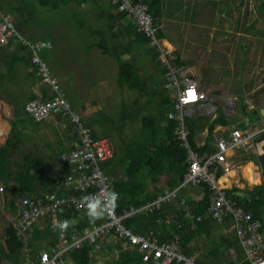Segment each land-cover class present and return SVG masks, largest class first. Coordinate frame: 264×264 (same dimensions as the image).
Here are the masks:
<instances>
[{
	"label": "rangeland",
	"instance_id": "obj_1",
	"mask_svg": "<svg viewBox=\"0 0 264 264\" xmlns=\"http://www.w3.org/2000/svg\"><path fill=\"white\" fill-rule=\"evenodd\" d=\"M50 1L49 4H43L40 0H1V9L5 10L17 24L19 21H23V25L18 26V28L24 33L26 40H30V37L36 40L30 41L34 44L33 46L45 44V46L40 47L41 51L44 47L51 49L49 53L52 59H44L51 69L52 65L54 66L51 74L53 73L52 76L54 75L53 77H55L59 86L66 91L71 103H73L74 110L81 112L87 120L90 119L94 112L99 115L98 110L110 116L107 123L98 122L93 125L98 130H103V128L111 125L112 127H120L121 122H123L121 113H123L124 109L129 113L133 110V112H137L138 118L126 119L122 135L127 137L139 136L142 133V117L147 114L144 104L146 97L145 86H132L130 84L132 80L121 83L122 81L119 79L121 66H119L117 54L104 53L103 49L97 44L103 38H105L107 46L110 48L114 45L120 48L122 43H128L132 38L127 28L129 16L127 17L126 15L120 21L118 20L114 23V27L111 28L108 23L107 12L109 10L117 12L116 8L111 7L116 0H85L84 2L59 0L57 7L52 5L57 0ZM202 2L204 1L162 0V15L166 16L165 18L163 17L162 28L164 33L169 36L173 35L177 41H181L179 44L183 46L182 49H187L185 59H188L196 49L203 51L213 44L214 47L208 53L209 76L211 74L212 78L216 77L219 79L218 82L223 83L224 88L232 90L235 94L240 92L234 96H227L226 101L223 98L221 99L223 110L227 112L229 118L237 116L238 120H244L245 117L252 116L251 123L249 124L246 120L244 128L251 131L261 130L264 127V114L259 109L261 104H256L253 99H250L251 97L248 94V92L258 91V85L264 87V19L257 9V5L261 0H209L207 5ZM178 3L182 4L183 11L179 10ZM126 7L128 6L124 5L123 8ZM184 8L186 9L185 11ZM252 25H256L257 28H260V31H251ZM100 28L101 34H105L104 36H101L98 32ZM176 28L182 29L180 34L175 30ZM112 30L117 31L119 34L115 36ZM198 30H202L199 35H197ZM212 31L214 35L212 36L213 39H210ZM195 36L200 40L198 44H195ZM159 37L161 38V36ZM9 42L3 44L8 45L10 44ZM17 42L14 39L10 50L14 49ZM149 44L152 46L154 43L151 41ZM157 45H159V64H161L162 70L164 64L168 66L169 63L175 60L169 59L171 57H168V54L173 56V53L167 54L166 51L170 46L172 48L173 46L167 41L162 42V40ZM241 46H244V52L249 51L247 55L244 52L241 53ZM140 47L136 51L122 52L121 58H130L135 52L140 50ZM28 48L34 51L32 46ZM246 48L248 49L246 50ZM224 50H229L230 54ZM77 52H80L83 56L76 61L73 53L77 54ZM163 52L167 55L169 63L163 56ZM18 53L21 54L22 51L18 50ZM68 53L71 54L70 58H67ZM243 55L246 58L248 57V61H244L245 69L239 66L238 62L240 60L238 58L243 57ZM256 55L258 58L255 60L254 56ZM135 56L138 58V55L133 57ZM7 60L8 58L5 56L4 51L0 49V65L3 67ZM148 69L156 73L155 77L157 79L160 77L161 72L157 73L158 70H156L152 62L145 64L143 61L136 64L135 73L143 81L146 79L148 82L147 87L151 88L155 83H153L150 75L146 74ZM212 78L211 82H213ZM23 81L17 88L21 105L28 99L29 94L33 92L37 94V97H40V87L42 85L46 86L49 92H53L52 85L44 81L41 75H33L27 84ZM262 91L255 96L256 101L260 103L264 102V89ZM1 94L0 109L5 111L6 114L2 116L3 119H0V130H2L0 132V147L10 136L9 118H11L13 113L4 91ZM208 98H210L209 95ZM213 98L212 101L220 99L219 97ZM149 106L154 108L153 104ZM254 110H257V113ZM238 120L231 122H237ZM16 121L19 122L18 120ZM21 123L22 126L24 124L27 127L22 129ZM21 123L20 130L13 133L16 150L13 152L14 163L11 168L18 171L25 165V169L32 159H38L42 163L40 166L42 169L40 168L41 171H37V175L32 178L36 182L31 184L32 193L34 191L45 192L46 189L52 186L60 187L61 179L65 172L61 151L64 146L67 147L71 144L73 125L69 124L70 121H65L60 116H56V114H51L40 125L30 117L25 122L26 124L24 122ZM113 129L116 138L119 134L115 131V127ZM262 135H264V131H260L255 135L256 148L250 147L246 150H254L260 154L258 145L262 141L260 139ZM246 161H242L241 158L242 163ZM255 162L259 165L260 170L262 165L257 161ZM30 166L31 170H35L33 168L34 164ZM246 170L242 167L238 174L241 173L243 175L244 172L247 174L248 171L246 172ZM261 172L263 174V167ZM3 181H0V187H4L2 190L0 189V193H2V196L0 195V203L4 205L7 203V209L4 210L3 214L6 215L8 213L10 216L19 193L21 191L22 193H28V191L18 185L16 187L12 186L14 183H11V180ZM53 237V235L46 234L41 236L40 239L37 238L35 242L36 249L41 245L38 242L50 241ZM235 246L238 247L237 245ZM235 253L231 251L234 256L236 255ZM117 260L118 254L116 253L106 255L105 260L101 264H106L108 261L116 262Z\"/></svg>",
	"mask_w": 264,
	"mask_h": 264
},
{
	"label": "built area",
	"instance_id": "obj_2",
	"mask_svg": "<svg viewBox=\"0 0 264 264\" xmlns=\"http://www.w3.org/2000/svg\"><path fill=\"white\" fill-rule=\"evenodd\" d=\"M127 5L132 21L139 30L146 32L154 44H159L158 33L161 26L149 11L145 2L123 0L121 7ZM15 37L33 47L32 61L36 73L52 85L57 93L50 99L34 98L26 103V109L37 120L48 118L51 114L59 115L64 120L74 122L75 137L72 145L61 153L65 163L60 187L67 193L57 190L20 193L10 214V225L16 230L24 248L29 247L31 234L37 225H44L46 220L57 222L68 210H76L85 216L82 198L89 194H104L114 190L119 193L115 209L106 217L89 222L81 229L76 226L70 231H59V243L51 248H42L38 260L29 259L28 264H75L66 258L70 248H80L85 243L93 246L92 263L101 264L106 255L119 254L122 250L136 249L141 254V264H202L198 254L187 252L183 247L186 233L195 229L199 222L212 217L224 223L231 220L237 237L251 264H264V230L261 219L254 218L251 211L239 204L229 195L227 185L222 177L233 167L231 160L235 152L256 148L255 135L261 130H247L240 126H231L225 134H215L212 151L200 152L190 143L191 130L186 115L196 103L208 98L207 92L199 87L197 77L180 72L176 68L169 70L165 76L166 84L173 89V108L169 118L177 121L176 133L181 144L186 148L188 167L181 184L165 190L154 199L137 205L120 206L121 194L115 185V176L110 173L104 162L116 154V141L112 135L94 133L93 127L83 114L72 109L65 98L45 59L39 53L40 47L33 46L19 31L11 16L0 10V42H7ZM39 46V47H38ZM164 53V52H163ZM186 185H207L210 189L209 204L200 214H191L187 224L181 223V231L174 233L170 239H161V231L152 227L140 232L127 225V220L138 213H150L161 208L165 202L179 198V190ZM2 190L3 187L1 186ZM186 208L190 205L184 197L180 198ZM183 222V221H181ZM112 246V247H110Z\"/></svg>",
	"mask_w": 264,
	"mask_h": 264
},
{
	"label": "trees",
	"instance_id": "obj_3",
	"mask_svg": "<svg viewBox=\"0 0 264 264\" xmlns=\"http://www.w3.org/2000/svg\"><path fill=\"white\" fill-rule=\"evenodd\" d=\"M40 1L43 4H49L51 2L50 0H40ZM76 1L84 2L85 0H76ZM131 1L145 2L148 5L149 11L154 16L155 20H158L160 23H163L164 18H162V12H163L162 0H131ZM203 1L204 2L202 3L207 5L209 0H203ZM58 3L59 0L54 1V3L52 4L53 7H57ZM122 3L123 0H116L114 3H112L111 7L116 8L117 12H114L113 10H109L107 12L108 23L111 26V28H113L114 23H116L118 20L120 21V19H122L126 15L127 17L129 16L127 28L129 29L132 38L130 39V41H128V43L126 44L122 43V47L120 48L117 45H114L113 47L110 48L109 46H107V41L105 40V38H103L100 41V43L97 44L103 49L104 53L117 54L119 66H121L120 69L121 74L119 75V79H121L122 81L121 83L132 80L130 81V84L132 86H139V85H141L142 87L145 86L146 97L144 104H145V111L147 112V114H144L142 117V121H143L142 133L139 135L140 138L138 137L135 140H133L134 139L133 136L127 137L125 135H122L124 133L123 131L125 129L126 119L138 118L137 112H133V110L131 111V113H129L127 112L126 109H124L123 113H121V119H123V122H121L120 127L118 126L112 127L111 125L110 127L107 126L106 128H103V130L95 129L93 126L94 124L98 122L107 123V120L110 119V116L105 115L101 110L97 111L99 115H97L96 112H94L95 116L93 113V115L90 117L89 120H87V122L93 127L94 133L97 136L112 135L114 139L117 138L125 146L124 149L125 151L120 156L119 149L121 147V144L116 142L117 143L116 154L110 159L106 160L104 162V166H106L107 170L110 173H112L113 166H115L116 164L124 168L125 175L115 177V185L119 189L121 194V198L119 200L120 206H130L131 204L137 205L155 198V195L153 193L146 190L148 186L146 182V178L152 175L151 177L155 179L154 174L160 172L161 168L166 167L168 161L170 162V168L174 169L176 174L175 177L170 179L169 183L172 184L174 187L179 185L184 178V174L188 167V161H187L186 148L181 144L180 139L176 137L177 121L173 118L169 119L167 115L168 111L173 106L171 103V99L169 97L167 98V101L170 100L169 101L170 108L167 112L160 107V105L163 104L162 100L164 98H159L160 91L155 88L159 84V82L157 81L158 79L155 77L156 73L149 71V69L146 70L147 71L146 74L150 75V78L153 80V83H155L151 88L147 87L148 82L146 79L143 81L140 78V76H137L135 73L136 64L143 61L145 62V64L147 62H152L155 65L156 70H158L157 73L161 72V75H164L166 71L169 70V67L165 66L166 64H164L161 70V64H159L160 63V58H159L160 50H158L159 45L153 44L152 46H150L149 44L151 43L150 36L146 32L138 29L136 24L132 21L128 9L121 7ZM1 5L2 3L0 0V10L3 13H6L5 10L1 9L2 7ZM177 6L179 7V10L183 11V6L181 3H178ZM257 9L262 14V18L264 19V0H261V2L258 3ZM185 10L186 9L184 8V11ZM15 24L20 27L23 25V21H19L18 24L15 22ZM162 26H160L159 28L158 37L165 36ZM259 29L260 28H257L256 25H252L251 27V31L253 32L260 31ZM112 31L115 36L119 34L115 30ZM98 32L100 33L101 36L105 35V34H101V28L98 30ZM14 39L15 37H11V40L9 42L10 44L8 45H4L3 43L5 42H0L1 45L0 49L4 51L5 56L8 58L7 63L3 65V67L0 65V103L2 101L1 93L4 91L6 97L8 98V104L13 112L12 114L10 113L11 118H9L10 136L9 138H7L6 142L0 147V179L8 180V181L11 180V183H14L12 184V186L16 187L18 185L22 189H27L28 192H32L30 191L32 187L31 184L36 183L32 178H34V176L37 175V171H41L42 168L40 166L42 165V163L38 159H32L30 163H28V167L25 169H24L25 165H23L22 168L19 167L20 170L18 171L13 170L11 168V165L14 163L13 152H15L16 150V142L14 141L13 133L20 130V123L21 122L25 123L29 117L32 118V120H34V122H36L38 125L44 123L47 118L42 120H37L26 109V103L29 100H32L34 98H39L37 97V94L35 92L29 94L28 99L25 102H23L22 105L19 102L18 99L19 93L17 92V88L21 85V82L25 79H28L30 81V77L38 74L36 73L37 68L32 61L33 50H30L27 44H25L22 40H19L17 44L14 46V49L10 50L12 45L11 43L14 41ZM30 40L36 41L31 37ZM139 46H141L140 50L133 54V56L138 55V58H136V56L135 57L131 56L130 58H126V59L121 58L122 52H130V50L136 51L137 48H139ZM247 49L248 48H246V50ZM18 50H20V52L22 51V53L21 54L18 53ZM50 50L51 49H47L46 47H44L42 49L43 52L40 49L39 53L45 59H50V58L52 59V56L49 53ZM248 52L249 51L247 50L244 52V54L247 55ZM180 59H181L180 54H178V57H176L174 61L180 62ZM239 59H240L238 61L239 66L245 69V62L248 61V57L246 58L245 55H243V57H240ZM185 61L187 62V60ZM53 67L54 66L52 65V69ZM52 69L50 68V70ZM40 89H41L40 98L44 100L52 98L54 94L57 93L55 90H53V88H52L53 92L52 93L49 92L47 87L44 85H42ZM60 89L64 93L65 98H67L68 101L71 103V100L67 96L66 91L62 87H60ZM160 99L162 100L160 101ZM153 100H155L157 105L159 104V106L156 107V110L153 107L149 106L152 104ZM72 104L73 103H71V107L72 109H74ZM254 111L255 113H257V110ZM3 115H5V111L0 110V116H1L0 119H3L2 117ZM159 117H161L162 119H169L168 124L166 126L160 124L158 122ZM14 118L19 122H17L16 120H12ZM235 120H238L237 116H234L229 119H227L225 116L222 115L216 117L212 122L209 123V139L207 140L205 145L198 147L195 140V136L197 133V129L194 123L195 117L191 115H187L186 121L191 130V133L189 135L191 145L194 148L198 149L200 152H204L206 150L207 151L214 150L216 146L213 144L212 141L214 139L213 129L215 125L220 122L224 124H229L231 121H235ZM69 124L73 125L72 139L70 141L71 143L73 138L75 137V132H74L75 126H74V122H70ZM25 127L27 126H25L24 124L22 126L21 123V128L24 129ZM114 127H115V131H117V133L120 135V136L117 135L116 138L114 136L115 134L113 133ZM145 135H148L147 137L150 138V140L147 141H152L151 142L152 144L145 142ZM263 137L264 135H262L260 139H263ZM67 147L64 146L63 150H65ZM240 153H241L240 158H242V161L255 160L258 163H260L263 167V177H264V152L259 154L254 150L253 151L242 150L240 151ZM62 163L65 165L64 162ZM33 164H34L33 168H35V170L33 169L31 170L30 165ZM206 188H207V195L201 201L198 202L197 210L195 208V212L197 214L203 212L209 204L210 189L207 186ZM55 190H57L58 193L60 194L67 193V190L63 187L52 186L49 189H46V191H55ZM228 193L233 197L235 201L243 205L247 210L251 211L254 218L261 219V221L263 222V230H264V180L261 183L253 184L252 186L246 185L245 188H240L239 186L234 185L228 188ZM161 208L154 209L150 213L137 214L136 216L127 220V225L129 227H132L137 232L148 230L151 227L157 228L158 226L156 225L157 217L161 213L162 210ZM60 217L61 220L66 218H75L77 221L75 226L79 229H81L85 224L89 222V217L87 215L81 216L79 212L76 210H68L64 212ZM213 220L215 219L210 217L209 219L204 221H208L211 223L213 222ZM227 221L230 220L227 218L226 222ZM201 224L202 222L200 223V226ZM216 225L219 224L216 222ZM67 230L70 231L71 227L68 228ZM179 230L181 229L178 228L177 231ZM196 231L195 230L191 231L187 233L186 236L184 237L185 238L187 237L188 240H190L192 237H195ZM47 232H50L51 235L54 236L52 240H50L52 244L55 245L59 241V233H58L59 230H53L52 225H50L47 230H42V231L36 230L35 233H33L35 237L33 238V243H32L34 249L25 251L28 254L27 255L28 259H33L35 261L38 260L37 256L40 252V250L38 249L39 247H42V242H38L41 245H39L37 247L38 249H36L35 241L37 238L40 239L41 236H45ZM170 235L171 234L166 233L165 230L162 228V232L160 235L162 240L170 239L172 237V235L171 236ZM224 240H225L224 242L227 243L226 244L227 247H230L231 245L239 246V248H241V250L239 251L240 252L239 256L240 257L244 256L245 253L244 249H242L240 240L237 236L228 235L227 238L226 237L224 238ZM6 244L11 254L16 253L20 248H24V244L22 240L19 238V236L16 233V230L11 225L8 227L7 230ZM92 249L93 246L89 243H85L80 248H70L66 252V258L71 259L75 264L92 263L93 262ZM185 250L187 252H191L189 247H186ZM141 262H142L141 254L138 250L127 249V250H122L119 253L118 260L116 262L108 261L106 262V264H141ZM242 264H251V263L250 261L245 260Z\"/></svg>",
	"mask_w": 264,
	"mask_h": 264
},
{
	"label": "crops",
	"instance_id": "obj_4",
	"mask_svg": "<svg viewBox=\"0 0 264 264\" xmlns=\"http://www.w3.org/2000/svg\"><path fill=\"white\" fill-rule=\"evenodd\" d=\"M165 18L166 16L162 15V18ZM161 26L163 23H160ZM181 27V26H180ZM178 34L181 33L182 29L181 28H176L175 29ZM202 33V30H198V34ZM214 35V32H211L210 39H213L212 36ZM168 42L173 46V48L170 46L168 48L167 54L168 53H173L172 55L168 54V57H171L169 59H175L178 57V54H180V62L173 61L172 63L168 62L167 55L163 53L165 58L167 59V62L169 63V70L172 68H176L180 72H186L187 74L193 73L191 75L197 77L198 76V67L201 66L202 72H205V76L202 80V82L199 84V87L207 92L210 98H207L206 100H203L199 103H196L193 106V110L190 113L191 116L195 117V127L197 129V133L195 136L196 143L198 147H201L205 145L207 140L209 139V123L212 122L216 117L222 115L225 116L227 119L229 117L227 116V112L223 110V105L221 104V99L223 98L224 100L227 99V96H234L238 93L232 92V90H229L227 88H224V84L218 82L219 79L216 77L212 78V75L210 74L211 78L213 79V82H211V78L209 76L210 73V65H207L209 63V51H211L212 47L214 45L212 44L211 47L209 46L208 49L199 50L196 49L192 55L188 58L185 59V55L187 53V49H182L183 46H181L179 43L181 41H177L175 37L165 35L162 37V42ZM195 44L199 43V38L195 36ZM172 48V49H171ZM241 53H243L244 46H241ZM234 50V48H233ZM228 51V54H230L229 50H224ZM178 53V54H177ZM256 53V52H255ZM70 53L67 54V58H70ZM74 59L77 61L78 59L83 56L80 52H77V54H74ZM257 55L254 56V59L256 60ZM239 59V58H238ZM187 60V62L185 61ZM259 60V59H258ZM69 61V60H67ZM78 63V62H77ZM79 65V63H78ZM172 65V66H171ZM168 70V71H169ZM167 71V72H168ZM160 75L158 78V86L155 88L160 91L159 98H164L162 100L163 104L160 105V107L165 110L166 112L170 108V100L167 101V98L169 97L171 99L172 96V89L167 86L166 84V74ZM216 78V79H215ZM28 79H25L23 82L26 84L28 83ZM215 82V83H214ZM259 86V90L262 88L261 85ZM36 89V88H35ZM242 89V88H241ZM247 89V88H245ZM247 92L246 90H244ZM243 92V90H242ZM263 92V91H261ZM259 92V94L261 93ZM256 93V94H255ZM243 94V93H242ZM250 99L260 105L259 109L264 107V102H259L256 101V95L258 92L255 90L254 92H248ZM213 97H219L220 99L212 101L214 98ZM165 101V102H164ZM226 101V100H225ZM167 102V103H166ZM214 102V104H212ZM152 104L155 106L154 109L156 110V107L159 106L153 100ZM225 106V103H224ZM8 107V106H7ZM9 109V108H8ZM1 110V109H0ZM220 110V111H219ZM262 112V109L260 110ZM10 113V109H9ZM6 114V112H5ZM8 114V113H7ZM55 115V114H53ZM1 118V116H0ZM250 124L252 119L251 117L247 116L245 119L238 120L237 122H230L229 124H224V123H217L213 129L214 136L215 134H225L227 133V130L230 128V126H240L243 127L246 125L245 121ZM158 122L160 124H163L166 126L169 122V119H162L159 117ZM146 131V129H145ZM2 132V130H0ZM4 133V132H3ZM4 136V135H2ZM7 136V135H6ZM148 135H145V142L150 143L152 141H147L150 140V138L147 137ZM139 136H133V140L137 139ZM140 138V137H139ZM73 141V140H72ZM117 142L121 144V147L119 149V155L121 156L124 153L125 146L117 139ZM213 144H214V139H213ZM72 145V142H71ZM70 145V146H71ZM69 148V146L67 147ZM66 148V149H67ZM65 149V150H66ZM64 151V150H63ZM61 151V152H63ZM261 152V151H260ZM241 153H236V155H233L231 160L234 162L233 168L225 175L223 176V179L225 180V184L228 185V187H232L234 185L239 186L240 188H245L246 185L252 186L253 184H258L261 183L263 180V174L261 172L262 166L259 170V165L254 161V160H248L246 162H241L240 158ZM250 163H253L254 165V170H253V176L247 172L248 171V166ZM167 164V163H166ZM247 169L246 172H244L243 175L240 173L238 174V171L241 168ZM257 168V169H256ZM161 171L154 174L155 179H153L150 175L149 177L146 178V182L148 184L147 186V191L153 193L155 196H157L160 193H163L165 190L173 188L174 186L170 184V179L175 177V170L170 168V162L168 161V164L166 167L161 168ZM237 170V171H236ZM231 172V173H230ZM237 172V173H236ZM112 174H114L115 177H119L122 175H125L124 168H122L120 165L116 164L113 166V171ZM153 176V177H154ZM253 179V180H252ZM1 182H4L3 179L0 180ZM181 184V183H180ZM173 186V187H172ZM2 196V193H0ZM207 195V188L206 186L200 185V186H194V185H186L182 186L179 190V198H175L167 203H165L162 206L161 213L157 217V223L156 225L157 228L162 232V228L165 230L166 233L171 234L173 236L174 233L180 232L177 231L178 228L181 229V223L187 224L190 218V215H186L187 212L191 214H197L195 212V208L197 210L198 208V202L201 201L205 196ZM184 197L186 199V202L190 205V208H186V204H182L180 198ZM7 205V203H6ZM6 205L0 203V264H28L29 259L27 258V253L25 251L28 250H33L34 247L32 245L33 243V238L36 230H47L50 225H53L55 222H52L51 220H46L44 225H37L34 229V231L31 234L30 238V246L27 248H20L16 253L11 254L9 248L7 247L6 244V234L8 227L10 225V216L7 213L4 215V210L7 209ZM61 220V217L59 221ZM207 220V219H206ZM183 221V222H181ZM216 222L219 225H216ZM75 226V225H74ZM73 227V226H72ZM197 229H194L196 231L195 237H192L190 240L188 238L184 237L183 239V247H189L190 251L192 253H197L198 254V260L202 264H242L243 260L246 258V255L244 253L243 257H240L239 254L240 252H236L237 249L238 251L241 250V248L236 249L235 245H231L230 249L229 247L226 246V242H224V238L228 235H233L236 236V232L234 228L232 227V222L231 221H225L224 223H220L217 220H213V222H208L204 221L202 222L201 226H197ZM200 228V229H199ZM192 230V231H194ZM191 232V231H190ZM59 233V232H58ZM189 233V232H188ZM47 234H50V232H47ZM170 235V236H171ZM186 236V235H185ZM36 242V241H35ZM59 243V242H58ZM57 243V244H58ZM56 244V245H57ZM54 244L51 243V241H43L42 242V247H39L38 250H41L42 248H50L51 246L53 247ZM49 246V247H48ZM51 247V248H52ZM243 249V247H242ZM231 251L235 253L236 255H232ZM233 257V258H232Z\"/></svg>",
	"mask_w": 264,
	"mask_h": 264
},
{
	"label": "clouds",
	"instance_id": "obj_5",
	"mask_svg": "<svg viewBox=\"0 0 264 264\" xmlns=\"http://www.w3.org/2000/svg\"><path fill=\"white\" fill-rule=\"evenodd\" d=\"M15 23V22H14ZM16 25V24H15ZM17 26V25H16ZM18 28V26H17ZM19 29V28H18ZM20 31V29H19ZM21 33L24 35V33L21 31ZM25 36V35H24ZM26 37V36H25ZM159 39V42L162 40V37H158ZM11 40V38H10ZM9 40V41H10ZM15 40L19 41V39L15 38ZM9 41L5 42V43H8ZM31 41V40H29ZM25 43V42H24ZM28 45V43H25ZM29 47V45H28ZM43 58V57H42ZM44 59V58H43ZM46 61V60H45ZM166 81V80H165ZM168 86V85H167ZM169 87V86H168ZM172 89V88H171ZM173 90V89H172ZM173 92V91H172ZM206 100V99H205ZM171 103H172V96H171ZM173 105V104H172ZM173 108V106H172ZM172 108L170 110H172ZM169 110V111H170ZM193 110V109H192ZM192 110H190L188 112L187 115H190V113L192 112ZM168 111V113H169ZM167 113V115H168ZM186 115V116H187ZM169 117V115H168ZM170 119V118H169ZM174 119V118H173ZM87 120V119H86ZM66 121V120H65ZM70 121V120H68ZM71 122V121H70ZM261 131H264V127L261 129ZM264 139V137H263ZM262 139V141H263ZM261 141V143H262ZM261 143L258 145L261 146ZM264 151V150H263ZM236 153H240L239 152H235L233 155H236ZM260 153H263V152H260ZM232 155V156H233ZM63 167H64V164H63ZM233 168V167H232ZM223 179V177H222ZM223 181L225 182V180L223 179ZM227 185V184H226ZM203 186H207V185H203ZM208 187V186H207ZM4 188V187H3ZM228 185H227V190H228ZM31 191V190H30ZM22 193V192H20ZM19 193V194H20ZM118 199H119V193L114 191V190H110V191H106L104 194H89V195H86L85 197L82 198V202H83V207L86 211V214L87 216L89 217L90 220L92 221H95V220H98V219H101V218H104L106 217L107 215H109L114 209L115 207L117 206V202H118ZM206 210V209H205ZM204 212V211H203ZM202 213V212H201ZM140 214V213H138ZM200 214V213H198ZM137 215V214H136ZM135 215V216H136ZM134 217V216H133ZM132 218V217H131ZM130 219V218H129ZM209 219V218H207ZM206 220V219H204ZM204 220H202L201 222H203ZM231 221V220H230ZM127 222V221H126ZM198 223L197 226L200 225V223ZM77 223L76 219L75 218H66V219H63V220H60V221H57L55 222L53 225H52V228L53 230H59L61 232H64V231H67L68 228L74 226L75 224ZM10 226V225H9ZM132 228V227H131ZM152 228V227H151ZM150 229V228H149ZM197 229V227L195 228ZM194 230V229H193ZM181 231V230H180ZM192 231V230H191ZM190 232V231H189ZM187 234V233H186ZM185 234V235H186ZM237 236V235H236ZM241 244V243H240ZM242 246V245H241ZM236 247V246H235ZM238 247H236L237 249ZM127 250V249H126ZM236 252H239L238 249ZM119 255V254H118ZM105 260V258L103 259ZM103 260L101 263H103Z\"/></svg>",
	"mask_w": 264,
	"mask_h": 264
},
{
	"label": "water",
	"instance_id": "obj_6",
	"mask_svg": "<svg viewBox=\"0 0 264 264\" xmlns=\"http://www.w3.org/2000/svg\"><path fill=\"white\" fill-rule=\"evenodd\" d=\"M205 76V72H202L201 70V66L198 67V76H197V79H198V82L199 84L202 82L203 78ZM264 89V87H262L260 90H258L257 92H261L262 90ZM256 94V93H255ZM262 109V113L264 114V107L261 108ZM264 150V139L261 143V146H259L258 148V151H263Z\"/></svg>",
	"mask_w": 264,
	"mask_h": 264
},
{
	"label": "bare ground",
	"instance_id": "obj_7",
	"mask_svg": "<svg viewBox=\"0 0 264 264\" xmlns=\"http://www.w3.org/2000/svg\"><path fill=\"white\" fill-rule=\"evenodd\" d=\"M253 170H254V165L253 163H250L248 166V172L253 176ZM231 173V172H230Z\"/></svg>",
	"mask_w": 264,
	"mask_h": 264
},
{
	"label": "flooded vegetation",
	"instance_id": "obj_8",
	"mask_svg": "<svg viewBox=\"0 0 264 264\" xmlns=\"http://www.w3.org/2000/svg\"><path fill=\"white\" fill-rule=\"evenodd\" d=\"M260 110H261V108H260Z\"/></svg>",
	"mask_w": 264,
	"mask_h": 264
}]
</instances>
